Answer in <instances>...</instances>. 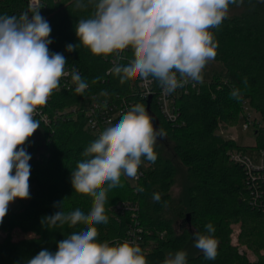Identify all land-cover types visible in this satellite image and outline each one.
<instances>
[{
  "label": "trees",
  "instance_id": "16d2710c",
  "mask_svg": "<svg viewBox=\"0 0 264 264\" xmlns=\"http://www.w3.org/2000/svg\"><path fill=\"white\" fill-rule=\"evenodd\" d=\"M38 2L36 8H31L27 0H0V15L19 16L24 12L31 15L30 9H39L52 29L50 51L62 53L67 60L65 67L70 71L76 68L89 87L83 94H77L75 84L68 82L70 78L62 77L59 88L53 91L46 105L38 109L36 119L40 121V128L26 145L32 157L29 182L33 195L18 211H8L0 223V230L5 233L0 239V264H24L44 248L55 252L59 241L83 227L48 228L41 221L60 211L54 207L58 201H63L65 212L79 208L87 214L91 208L90 197L74 192L71 171L83 159L81 153L86 146L98 138L86 128L83 114L93 99L118 106L123 103L128 107L144 105L154 127L161 128L173 141L174 152L191 179L185 203L187 213H178L183 218L180 228H184L176 231L172 217L165 211L171 201L174 165L155 148L157 160L144 162L143 176L135 181L137 183L122 176L123 187L108 193L109 202L105 207L109 220L107 224L98 225L100 241L129 239L132 210L115 207L118 202L129 201L138 205L137 218L144 230L141 246L148 264H162L169 252L186 247L190 233L185 225L204 233L208 223L214 226V236L219 242L217 257L206 260L203 253L197 251L187 256V264H264V168L248 172L242 164L231 160L230 153L244 151V146L218 132L220 127L236 123L243 102H248L262 116V120L257 118L260 127L254 120V132L264 137V0H244L246 8L240 14H229L218 29H212L218 41L215 60L222 62L225 69L217 76L204 79L203 83H196L195 88L189 87L186 92L173 95L171 106L176 112L173 121L162 116L155 94L147 103L137 79L120 83L119 77L109 71L114 57L93 56L82 46L66 51V45L79 44L75 24L81 17H87L91 8L77 10L75 0ZM131 55V51L126 50L124 59L119 62L126 64ZM244 77L248 79L247 87L243 84ZM65 82L69 83L68 87L63 86ZM156 87L158 84L154 82ZM233 87L241 89V101L230 97ZM74 107L77 108L74 110ZM153 193L161 194L159 203L147 200ZM187 214L188 223L185 222ZM232 222L239 224V243L249 246L258 257L256 261L240 254L237 245L232 244ZM15 228L32 236L13 241L11 232Z\"/></svg>",
  "mask_w": 264,
  "mask_h": 264
},
{
  "label": "clouds",
  "instance_id": "9594fccd",
  "mask_svg": "<svg viewBox=\"0 0 264 264\" xmlns=\"http://www.w3.org/2000/svg\"><path fill=\"white\" fill-rule=\"evenodd\" d=\"M244 0H75L74 7L91 12L75 24L79 44L66 45L72 52L78 47L93 56L114 57L109 71L121 84L141 79L156 82L163 94L174 93L186 84L203 83L206 66L217 56L218 41L212 29H218L228 17L230 6ZM19 16L0 15V223L16 200L30 198L31 155L26 145L40 128L38 109L46 105L62 77L71 76L75 92L89 87L76 68L66 70V57L51 52V26L30 9ZM132 55L126 64L124 52ZM95 82V81H94ZM243 84L248 85L247 77ZM230 97L241 101L243 93L233 87ZM164 136L154 127L142 104L133 105L117 123L105 128L81 153L82 160L71 171L75 193L91 198L87 214L79 208L60 209L42 218L48 228H75L57 243L55 252L47 248L24 264H148L141 247L133 242L100 241L98 225L107 224L108 193L123 187L121 177L135 179L140 166L154 163L156 142ZM153 200L161 201L160 193ZM214 226L193 233L194 247L206 260L218 255ZM162 264H187L184 250L169 252Z\"/></svg>",
  "mask_w": 264,
  "mask_h": 264
},
{
  "label": "rangeland",
  "instance_id": "374dc122",
  "mask_svg": "<svg viewBox=\"0 0 264 264\" xmlns=\"http://www.w3.org/2000/svg\"><path fill=\"white\" fill-rule=\"evenodd\" d=\"M245 8H246V5H244V6L241 5L239 7H237V6L230 7L229 14H234V13L240 14L242 12V10H244ZM224 69L225 68H224V65L222 62L214 60V61L210 62L206 66V68L204 69V72H203L204 79H210L212 76L213 77L217 76V74H221L224 71ZM263 78H264V76H263ZM246 105L248 106V108H250V110L254 116V120L257 121V126H259V124L261 125V122L258 120V119L262 118L260 113L251 104L249 105L248 102H246ZM262 123H263V121H262ZM155 128L161 129L157 126ZM253 128L254 127L251 126L246 130L242 129V119L239 118V120L231 126L220 127L218 129V132L222 136H224L225 138L233 139L240 146H244L243 152L246 153L249 157H251L253 162L256 164L259 162V160L256 158V156L259 155L258 151L262 147L264 137L260 133L256 135ZM262 130L264 131V129H262ZM155 148H157L159 150L160 154L163 157L169 158L174 165L175 171H174V176H173V182H172V185L170 188L171 201H170V203H168L169 205L167 206V208H165V211L168 213V215L170 217H172L173 226H174L175 230L180 231L184 227L180 228L183 218L179 217L178 213L181 211L185 214L187 213L185 203H186V198H187V188L191 183V179L187 173L186 167L181 163L179 157L174 152L173 141L165 133H164L163 137H161L157 140ZM144 168H145V163H143L140 166L139 171H141ZM126 179H128V178L126 177ZM128 180L130 182L134 183L133 179H128ZM135 183H137V182H135ZM151 184L155 185L154 182H152ZM32 195H33V186L30 183V197ZM29 199H26V200H19L18 199L16 201H14L13 203H11L9 205L8 211H11V212L12 211L13 212L18 211L20 208L23 207V205ZM147 200H149V201L153 200L152 196L148 195ZM123 202L129 203V201H123ZM116 204H119V202ZM135 206L138 207V205H136V204H135ZM230 228H231L230 240H231L232 244L237 245L239 253L246 255L251 261H256V259L258 257L249 248V246L245 243L240 244L238 241L239 224L232 222L230 224ZM185 229L188 230V232L190 233V240L183 250L186 251L187 256H189V255H192L195 252L200 251V250H198L196 247H194L193 233L196 231L193 229V227H191L189 225H185ZM4 236H5V233L0 230V239L3 238ZM11 236H12V240L15 241V240H18L20 238L30 237V236H32V234L29 232L24 233L19 228H15L12 230Z\"/></svg>",
  "mask_w": 264,
  "mask_h": 264
},
{
  "label": "built area",
  "instance_id": "2783aa9c",
  "mask_svg": "<svg viewBox=\"0 0 264 264\" xmlns=\"http://www.w3.org/2000/svg\"><path fill=\"white\" fill-rule=\"evenodd\" d=\"M28 5L31 8H36L39 4L38 0H27ZM70 72L69 69L66 68ZM70 78L68 82L72 84L70 75L65 77ZM139 82V86L141 89V95L145 98H148V96H152L155 94L156 96V103L158 106V109L160 110L162 116L167 121H173L176 118V112L174 111V107L171 106L172 97L179 91L186 92L188 88H195L196 83H188L184 87L177 89L174 93L171 94H163L162 89L159 87L154 88V82H146L141 79H137ZM66 81V80H65ZM68 82H65L63 86L69 85ZM77 107H74L75 110ZM131 107H128L124 103L121 105H115L106 102V100H98L93 99L91 100L87 106L83 110V114L85 117V123L86 128L89 129L92 133H94L96 136L100 134L101 131H103L105 128L114 125L119 121L122 114L126 113L128 110H130ZM240 118L242 119V129L246 130L249 127L254 125V116L246 105V102H243L242 111L240 113ZM42 119L46 121V118L42 116ZM261 125L259 124L258 127ZM257 127V128H258ZM258 154L256 158L259 160L258 163H254L251 157H249L246 153H244L241 150H234L230 153V159L242 164L248 172H251L253 169H263L264 168V141L262 144V147L258 151ZM141 176H143V170L139 171L138 176L133 179L134 182L137 181ZM117 210H123V209H130L131 212V222L129 227V239L128 241L138 244L141 249L143 248L141 246L142 243V234L144 232L143 227L140 225L138 218H137V210L138 207L131 203L127 202H121L117 204L116 206ZM160 236H163V233H160Z\"/></svg>",
  "mask_w": 264,
  "mask_h": 264
},
{
  "label": "water",
  "instance_id": "95a60500",
  "mask_svg": "<svg viewBox=\"0 0 264 264\" xmlns=\"http://www.w3.org/2000/svg\"><path fill=\"white\" fill-rule=\"evenodd\" d=\"M151 99H152V96H151V95L148 96V98H147V103H148V104L150 103ZM185 222H187V223L189 222V215H188V214L186 215Z\"/></svg>",
  "mask_w": 264,
  "mask_h": 264
},
{
  "label": "bare ground",
  "instance_id": "6f19581e",
  "mask_svg": "<svg viewBox=\"0 0 264 264\" xmlns=\"http://www.w3.org/2000/svg\"><path fill=\"white\" fill-rule=\"evenodd\" d=\"M240 118V117H239Z\"/></svg>",
  "mask_w": 264,
  "mask_h": 264
}]
</instances>
